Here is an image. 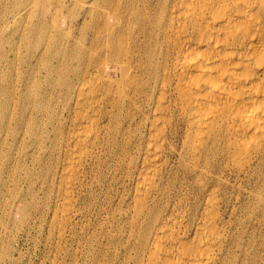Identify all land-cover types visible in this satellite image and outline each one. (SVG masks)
Here are the masks:
<instances>
[{"label": "bare ground", "instance_id": "6f19581e", "mask_svg": "<svg viewBox=\"0 0 264 264\" xmlns=\"http://www.w3.org/2000/svg\"><path fill=\"white\" fill-rule=\"evenodd\" d=\"M72 1L14 16L24 31L17 65L0 59V170L11 162L32 192L37 175L58 180L62 231L108 166L109 184L131 183L133 203L111 218L120 264H233L223 199H168L171 161L201 192L227 170L264 184V0Z\"/></svg>", "mask_w": 264, "mask_h": 264}, {"label": "rangeland", "instance_id": "374dc122", "mask_svg": "<svg viewBox=\"0 0 264 264\" xmlns=\"http://www.w3.org/2000/svg\"><path fill=\"white\" fill-rule=\"evenodd\" d=\"M30 1L34 5L33 0ZM30 1L0 0V59H2V55L6 54V56L13 61L15 60V65H17V63H15L17 62L15 53H17L19 49V43L24 31V24L23 22L16 24L14 16L26 7L31 6L29 10L32 11L33 9L31 10V8L34 6H32ZM93 1L94 0H88V4H90V2L96 3V0ZM44 4H47L46 6L53 10V8L57 6V0H50V3L49 0H41V2H39L40 8L41 6L46 7ZM73 6L72 0H64V5L61 9ZM79 12L78 9V11L75 12V16H77ZM29 17H31V15ZM13 66L10 67L12 68V75L15 77L16 70L13 69ZM1 74L2 72L0 71V75ZM7 150H9V148L5 149V151ZM172 160L171 164L173 165V173L175 174H172L173 179H170L168 199H190V202H193V199H210L209 196H211V194L214 195V199H223V211L226 210L224 211V215L227 220L230 214L232 217V223H229L227 227L233 230L234 236L237 235V237L240 238V242L234 245L235 260L233 264H264V184L262 183V186L256 185L253 182H249L244 174L238 175L237 170H227L225 172L226 177L224 175V177L219 176V179H215L217 182L214 188L212 186H208L207 188L203 186L201 192V183L194 180L190 170H187L179 159L173 158ZM25 162L31 167L34 166L38 171L41 168L39 164L33 165L30 158H26ZM4 165L6 168L0 170V264H120V256L122 255L121 258H123L125 249L122 248V246L116 248V245L111 241L110 237L115 233H119L116 231L117 227H114L116 224L115 221H113L114 225L112 226L111 218L115 215L117 219H121L120 216L122 217L124 215V210L130 205L129 201H131V204L133 203L132 199H129L130 182H127L125 186L118 183L116 180L109 184V178L107 176L110 175L109 173H111V170L108 169V166H106V170L103 174L104 176H101L100 180L93 179V177L89 178L93 191L92 194L95 199H79L77 213L73 216L71 224L72 228L70 227L71 229L69 228V230L64 229L61 231L58 227L53 225V219L57 209L56 201L58 199L56 196L58 193V180L52 179L53 185L52 180L45 182L37 175L34 183L36 185L35 190L32 192L28 189V180L24 178L26 177L25 172H20L21 175L18 174L19 171L15 172V170L11 168V162H8V164L5 163ZM168 169L169 167L165 169V175ZM18 176L20 181L17 179ZM218 180H220L219 183ZM17 182L21 183L17 184ZM42 182H44V185ZM49 188H51V193L48 191ZM121 195L124 199H119ZM17 196L19 198H17ZM20 197L23 200H21ZM27 207L30 211L27 209L26 218L23 221L24 212L22 210L26 211ZM16 216L20 217L17 218ZM81 219L83 220L81 221ZM52 227H56V230H53ZM64 231L66 232L65 237H63L64 239L59 238L61 233L64 234ZM91 244L94 245L91 246ZM99 249H101V253Z\"/></svg>", "mask_w": 264, "mask_h": 264}]
</instances>
